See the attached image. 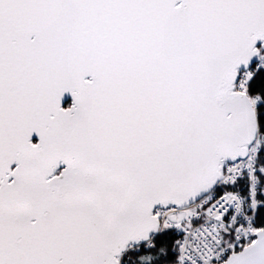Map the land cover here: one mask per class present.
<instances>
[{"label": "snow or ice", "instance_id": "1", "mask_svg": "<svg viewBox=\"0 0 264 264\" xmlns=\"http://www.w3.org/2000/svg\"><path fill=\"white\" fill-rule=\"evenodd\" d=\"M0 264H264V0H0Z\"/></svg>", "mask_w": 264, "mask_h": 264}]
</instances>
